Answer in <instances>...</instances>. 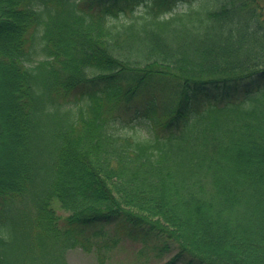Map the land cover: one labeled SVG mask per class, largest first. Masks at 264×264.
Listing matches in <instances>:
<instances>
[{
    "label": "trees",
    "instance_id": "16d2710c",
    "mask_svg": "<svg viewBox=\"0 0 264 264\" xmlns=\"http://www.w3.org/2000/svg\"><path fill=\"white\" fill-rule=\"evenodd\" d=\"M184 1L0 0V264H264V0Z\"/></svg>",
    "mask_w": 264,
    "mask_h": 264
},
{
    "label": "rangeland",
    "instance_id": "374dc122",
    "mask_svg": "<svg viewBox=\"0 0 264 264\" xmlns=\"http://www.w3.org/2000/svg\"><path fill=\"white\" fill-rule=\"evenodd\" d=\"M214 6L217 0H190L177 4L174 10L183 11L192 8L205 6ZM144 11V7L138 8L136 11H127L119 15L115 20L118 22L132 21ZM137 130L140 134L145 135L147 127H140ZM58 212L67 214L58 208ZM103 233L97 238L96 246L92 250H86L79 246L68 250L67 264H161L169 258V254L163 257L156 255L153 248H145L143 243L138 240L129 238H121L114 232L112 226L103 228ZM120 237V238H119ZM106 244V246L104 245Z\"/></svg>",
    "mask_w": 264,
    "mask_h": 264
}]
</instances>
